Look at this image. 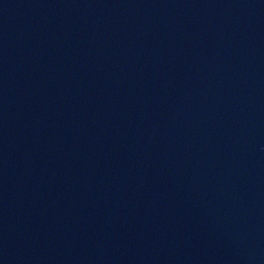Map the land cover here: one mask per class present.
Listing matches in <instances>:
<instances>
[{"label":"water","instance_id":"obj_1","mask_svg":"<svg viewBox=\"0 0 264 264\" xmlns=\"http://www.w3.org/2000/svg\"><path fill=\"white\" fill-rule=\"evenodd\" d=\"M0 264H264V0H0Z\"/></svg>","mask_w":264,"mask_h":264}]
</instances>
